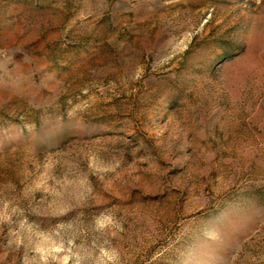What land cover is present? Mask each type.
I'll list each match as a JSON object with an SVG mask.
<instances>
[{
	"label": "rangeland",
	"instance_id": "obj_1",
	"mask_svg": "<svg viewBox=\"0 0 264 264\" xmlns=\"http://www.w3.org/2000/svg\"><path fill=\"white\" fill-rule=\"evenodd\" d=\"M0 264H264V0H0Z\"/></svg>",
	"mask_w": 264,
	"mask_h": 264
}]
</instances>
